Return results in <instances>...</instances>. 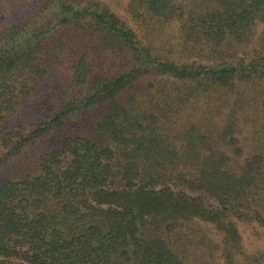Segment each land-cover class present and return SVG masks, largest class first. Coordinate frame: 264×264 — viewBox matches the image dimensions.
Returning a JSON list of instances; mask_svg holds the SVG:
<instances>
[{
	"label": "trees",
	"instance_id": "trees-1",
	"mask_svg": "<svg viewBox=\"0 0 264 264\" xmlns=\"http://www.w3.org/2000/svg\"><path fill=\"white\" fill-rule=\"evenodd\" d=\"M129 7L141 20L187 15L175 0H130ZM192 7L198 11L186 20L183 47L197 45L213 64L155 53L98 0H47L35 17L0 32V166L42 144L35 172L0 181V264H184L166 236L185 222L211 224L229 254L241 248L239 225L264 228V0ZM38 16L46 22L38 25ZM64 27L71 43L50 51L49 35ZM251 42L257 49L237 54ZM48 55L67 62L68 78L57 77L80 90L55 94V106L43 104L29 129L9 132L7 118L51 74ZM148 76L158 81L144 96L140 81ZM238 86L257 89L241 97ZM218 88L234 99L231 113L217 128L189 125L179 156L163 132L167 113ZM98 105L92 130L109 145L88 134L59 143L51 137ZM249 106L255 117L245 122L255 121V136L248 151L239 113ZM259 257L255 263L264 264Z\"/></svg>",
	"mask_w": 264,
	"mask_h": 264
},
{
	"label": "rangeland",
	"instance_id": "rangeland-1",
	"mask_svg": "<svg viewBox=\"0 0 264 264\" xmlns=\"http://www.w3.org/2000/svg\"><path fill=\"white\" fill-rule=\"evenodd\" d=\"M47 0H0V14L3 16V21L0 24V32L4 30L8 24L12 22H22L29 18L35 17L43 4ZM75 5H84L87 0H69ZM101 4L108 7L116 16H118L125 24L131 28L138 40L143 46H149L153 51L159 55L167 57L171 60L186 63L198 62L202 64H213V61H208L207 54L203 49L197 45L189 46L190 51L184 49L182 41V32L188 26L186 20L198 11L193 8L196 3L201 0H175L176 4L182 7V11L187 15L185 19H164V18H146L141 20L129 7L130 0H98ZM52 15H49L51 18ZM52 19V18H51ZM38 25L46 22L44 17H36ZM188 23V24H187ZM59 31L60 32L57 34ZM49 35L48 49H56L64 51V45L70 44L69 39L70 31L66 32L65 27L58 29ZM59 37H61L58 42ZM256 39V34L253 39ZM254 39V40H255ZM75 40V38H74ZM66 42V44L64 43ZM253 42V41H252ZM252 42L244 47L242 50L237 51V54L247 56L250 49H257V43ZM251 45V46H250ZM247 50V51H246ZM245 56H243L245 58ZM47 59L50 73L47 80L41 82L38 86L35 85L36 97L33 98L28 105L23 104L20 106L19 112L7 118L6 129L9 132L24 133L29 129L34 122L38 119L39 110H43L42 105L52 109L57 103L54 101L55 94H58L63 99L64 94L73 95L80 90L77 85H72L69 80L59 79L57 76H67V62L58 64L51 60L50 55ZM158 79L154 77H144L140 82L142 84L141 91L145 94L149 91L153 92L151 86L155 84ZM175 84H179L178 82ZM167 87H172L174 84L171 82L166 83ZM181 85V84H179ZM171 89V88H170ZM257 89L256 86L242 87L238 86L237 91L239 96L243 91H250L254 93ZM62 92V93H61ZM64 92V94H63ZM224 89H213L207 94L199 95L182 105H179L175 110L167 113L165 121H163V132L166 133L169 141L176 146V153L181 156L183 149L180 144L182 143V136L189 125H193L196 129L213 127L217 128L222 124L226 114H230V104L234 99H230L226 95ZM61 95V96H60ZM242 97V96H241ZM128 98V96H127ZM126 98V99H127ZM27 105V106H26ZM218 105V113L212 115L214 107ZM250 105V103H248ZM252 107L249 106L245 113L240 112L239 116L244 119L240 123L242 134L240 138L244 139L246 146L244 150H250L252 146L251 137H254L255 121L249 119V123L245 122L246 118L255 117L252 115ZM103 106L98 105L92 108L88 114L73 117L69 122L65 123L59 131L51 134L56 143H59L65 137H77L90 135L91 138L98 144H108L107 140L103 138L98 132L93 129V124L102 115ZM205 124V126H203ZM109 145V144H108ZM42 152V144L35 142L33 145L27 147L24 151L18 153L9 160H5L0 166V181L1 180H19L28 174H32L37 169V158ZM5 149L0 146V157H3ZM246 152H243V155ZM245 156V155H244ZM241 237V248L239 250H232L229 254V248L224 245L223 237L214 229L211 224L203 223L193 220L185 222L180 226L175 233L168 234L166 241L169 242L173 249L183 259L184 264H256L255 259H259L260 255L264 258V228L257 225H239L238 226ZM232 256V259L229 257Z\"/></svg>",
	"mask_w": 264,
	"mask_h": 264
}]
</instances>
